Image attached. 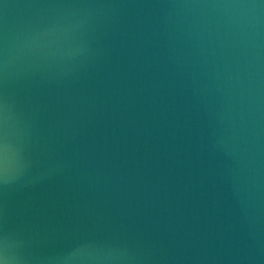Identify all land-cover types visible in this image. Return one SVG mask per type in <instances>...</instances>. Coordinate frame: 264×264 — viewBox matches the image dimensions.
<instances>
[{
    "label": "water",
    "instance_id": "obj_1",
    "mask_svg": "<svg viewBox=\"0 0 264 264\" xmlns=\"http://www.w3.org/2000/svg\"><path fill=\"white\" fill-rule=\"evenodd\" d=\"M0 264H264V0H0Z\"/></svg>",
    "mask_w": 264,
    "mask_h": 264
}]
</instances>
